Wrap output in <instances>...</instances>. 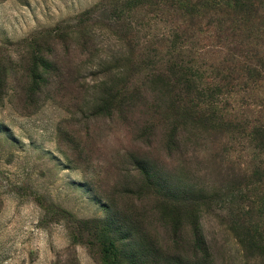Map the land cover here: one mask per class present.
<instances>
[{
	"label": "rangeland",
	"instance_id": "374dc122",
	"mask_svg": "<svg viewBox=\"0 0 264 264\" xmlns=\"http://www.w3.org/2000/svg\"><path fill=\"white\" fill-rule=\"evenodd\" d=\"M181 12L0 0V264H264V74Z\"/></svg>",
	"mask_w": 264,
	"mask_h": 264
},
{
	"label": "trees",
	"instance_id": "16d2710c",
	"mask_svg": "<svg viewBox=\"0 0 264 264\" xmlns=\"http://www.w3.org/2000/svg\"><path fill=\"white\" fill-rule=\"evenodd\" d=\"M177 9L181 10L180 19L185 21H215L217 32H223L231 36H235L239 48L243 53L246 64L239 69L246 76H252L256 80L260 79L264 74V0H174ZM221 23L227 24L222 27ZM224 24V25H225ZM229 24V25H228ZM228 35V36H229ZM175 37V35H173ZM234 38V39H236ZM258 46L253 50L252 46ZM234 58V57H233ZM231 66H222L220 63H212L209 65L210 72L218 77H228L234 72L236 62ZM167 71L174 76L175 82L178 84H193L191 80L190 67H186L183 63H174ZM190 108L193 106L190 105ZM187 107L184 108V113ZM256 137L264 136V125L255 127L252 131ZM243 240L246 246L255 252L264 255L263 239L257 235L251 234L250 230L243 227Z\"/></svg>",
	"mask_w": 264,
	"mask_h": 264
}]
</instances>
